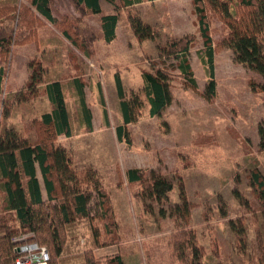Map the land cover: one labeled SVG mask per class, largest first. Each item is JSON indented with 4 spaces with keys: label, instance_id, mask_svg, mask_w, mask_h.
Returning <instances> with one entry per match:
<instances>
[{
    "label": "rangeland",
    "instance_id": "1",
    "mask_svg": "<svg viewBox=\"0 0 264 264\" xmlns=\"http://www.w3.org/2000/svg\"><path fill=\"white\" fill-rule=\"evenodd\" d=\"M50 2L58 19L79 18L82 27L94 32L92 51L83 53L65 38L60 27L39 17L32 40L15 47L2 96L6 106L0 132L13 127L30 141L40 135L39 121L53 109L47 96L41 92L28 102L16 101V93L27 90L33 68L38 69L35 64L41 65L47 82L62 83L72 136L59 138L57 144L67 149L73 168L97 172L108 209L112 208V231L103 232L100 241L104 246L95 250L99 263L109 264L120 256L125 264H182L172 241L185 231L196 233L206 252L205 264H264L260 192L264 189L259 185L264 182V151L259 146L264 93H254L249 85L250 80L262 82V78L234 59L226 44L229 27L223 16L206 4L217 82V96L208 100L204 96L209 80L202 61L204 42L192 0L145 1L130 8L118 0V9L103 2V14L83 18L71 0ZM15 6L32 9L31 0H0V7ZM108 14L119 15L117 37L111 43L105 42L101 30V17ZM129 14L149 24L155 39L138 40ZM8 26L12 27L11 22ZM180 39L192 41L188 58L196 90L172 68L176 60L159 55V48L170 49L173 41ZM158 64L168 69L173 101L162 116L153 118L143 92V73ZM75 78L84 83L88 107L97 116L92 131L87 128ZM117 78L127 98L136 94L143 101L138 121L128 126L132 145L120 143L116 136V127L122 124ZM101 92L109 124L104 119ZM135 168L144 170L146 178L155 169L170 179L173 189L167 200L149 199L143 186L130 184L127 172ZM255 175L262 176L257 184ZM39 178L43 183L40 173ZM182 184L194 207L190 225L176 231L169 213L180 202ZM95 223L103 231L105 221ZM69 235L62 260L79 264L85 252L95 246L91 227L88 223L71 226Z\"/></svg>",
    "mask_w": 264,
    "mask_h": 264
},
{
    "label": "trees",
    "instance_id": "2",
    "mask_svg": "<svg viewBox=\"0 0 264 264\" xmlns=\"http://www.w3.org/2000/svg\"><path fill=\"white\" fill-rule=\"evenodd\" d=\"M80 18L88 15L103 14V2L118 9V0H71ZM158 0H120L126 8ZM199 20V32L203 38V63L207 66L208 82L204 96L212 100L217 96L215 46L205 6L218 11L227 21L229 35L228 48L233 51L236 62L255 72L262 82L250 80L254 93H264V0H192ZM31 8L15 6L0 7V124L5 108V80L12 64L14 50L34 36V23L42 17L61 28L65 38L85 54H90L96 35L87 27L81 26V20L58 19L51 7L50 0H31ZM132 30L140 41L154 40L155 32L139 16L129 14ZM11 22L12 27L8 26ZM118 14L101 17V30L106 43L117 37ZM192 41L180 39L173 41L170 49L159 48L160 57L176 60L173 69L179 70L191 88H197L190 61L189 51ZM162 64V63H160ZM26 91L16 93V101L24 103L44 93L53 109L42 115L39 121L40 135L29 140L20 131L9 127L0 132V264H15L19 257L16 248L24 242L37 243L48 249V264H64L63 255L69 242V227L88 223L95 239L93 250H88L79 264H100L95 250L102 248L100 239L103 232L111 233L109 224L112 208L108 209V200L99 186L97 172L93 169L78 171L72 167L67 149L57 141L61 137L70 138L72 128L66 103L64 88L60 81L47 82L41 65L35 64ZM159 64L151 71L143 73V92L149 105L150 117H160L171 105L173 94L168 69ZM79 103L85 117L87 128L93 130L92 113L85 98L84 83L73 80ZM117 91L120 99L122 124L116 127L120 143L132 145L128 126L137 122L143 101L139 95L127 98L122 81L117 78ZM101 103L105 122L109 115L101 92ZM8 114V109L6 108ZM6 116V114H5ZM260 149L264 151V124L259 126ZM42 176L43 183L39 178ZM261 175H255L257 184ZM130 184H140L149 199L162 202L173 189V182L155 169L150 177L142 169H130L127 172ZM264 189V182L259 184ZM261 199L264 203V190ZM97 199L93 201L94 197ZM180 202L172 208L169 217L176 223V231L185 230L192 219L194 205L188 199L185 186L179 187ZM95 203H97L95 205ZM99 205V206H98ZM98 209V207H100ZM98 209V210H97ZM97 220H104L103 231L96 227ZM178 222H180L178 224ZM25 238V241H23ZM196 233L181 231L172 244L182 264H205L206 252L198 244ZM109 264H125L116 256Z\"/></svg>",
    "mask_w": 264,
    "mask_h": 264
},
{
    "label": "built area",
    "instance_id": "3",
    "mask_svg": "<svg viewBox=\"0 0 264 264\" xmlns=\"http://www.w3.org/2000/svg\"><path fill=\"white\" fill-rule=\"evenodd\" d=\"M16 252L19 257L16 258L15 264H48L50 260L48 249L37 243L24 242L16 248Z\"/></svg>",
    "mask_w": 264,
    "mask_h": 264
},
{
    "label": "crops",
    "instance_id": "4",
    "mask_svg": "<svg viewBox=\"0 0 264 264\" xmlns=\"http://www.w3.org/2000/svg\"><path fill=\"white\" fill-rule=\"evenodd\" d=\"M88 105V104H87ZM92 113V112H91ZM96 117L97 116H95V115H92V122L94 123V121L96 120ZM109 117V116H108ZM109 121L110 120H108V122H106L107 124H109ZM116 136H117V134H116ZM118 139V138H117Z\"/></svg>",
    "mask_w": 264,
    "mask_h": 264
}]
</instances>
